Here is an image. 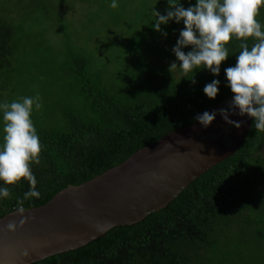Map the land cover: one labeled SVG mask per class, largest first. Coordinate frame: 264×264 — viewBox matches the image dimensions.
<instances>
[{"label": "trees", "instance_id": "1", "mask_svg": "<svg viewBox=\"0 0 264 264\" xmlns=\"http://www.w3.org/2000/svg\"><path fill=\"white\" fill-rule=\"evenodd\" d=\"M260 10L264 13V5ZM27 29L29 32L20 20L0 18V80L13 57H22L26 39L18 40L19 33L37 34V29ZM247 39L251 43V38ZM239 43L230 40V55L238 53ZM169 61L175 62L176 57ZM235 63V55L229 56L221 63L218 76L205 69L183 73L177 68L165 78L160 69L158 76H147L136 88L110 96L85 73L88 59L75 56L70 71L78 77L84 97H93L90 115L71 116L62 130L37 132L41 162L31 168L40 196L25 200V209L44 204L64 187L80 184L163 135L195 123L196 114L233 95L226 87L224 69ZM213 79L220 81L219 91L215 99H209L203 88ZM263 147L264 132H256L252 118L237 150L192 180L164 208L136 223L112 227L84 246L31 264H191L215 247L222 228L249 204L260 202ZM7 187L11 192L0 199V217L16 210L17 199L23 198L29 185L21 179Z\"/></svg>", "mask_w": 264, "mask_h": 264}, {"label": "rangeland", "instance_id": "2", "mask_svg": "<svg viewBox=\"0 0 264 264\" xmlns=\"http://www.w3.org/2000/svg\"><path fill=\"white\" fill-rule=\"evenodd\" d=\"M181 2L185 8L189 6V0ZM109 3L0 0V18L22 21L27 32V28L37 29V34L19 33L18 40L26 39L22 57H13L0 80V102L39 94L42 106L38 110L33 106L30 116L37 132L62 130L71 116L90 115L93 97H84L78 77L70 71L79 54L88 59L85 73L92 84L110 96L136 88L147 76H158L160 69L165 78L176 70L168 66L175 57L172 48L183 23L169 21L161 25V31L153 29L151 9L165 14L166 0H118L116 9ZM256 19L264 24L261 10ZM261 152L264 154V147ZM259 198L260 202L249 204L222 228L214 248L195 257L191 264H264V185Z\"/></svg>", "mask_w": 264, "mask_h": 264}, {"label": "water", "instance_id": "3", "mask_svg": "<svg viewBox=\"0 0 264 264\" xmlns=\"http://www.w3.org/2000/svg\"><path fill=\"white\" fill-rule=\"evenodd\" d=\"M232 95L208 111L227 108ZM217 114L207 128L198 121L179 127L138 149L120 164L77 185H68L46 203L0 217V264H31L84 246L114 226L130 225L164 208L192 180L231 156L252 118ZM220 133V134H219ZM219 134V135H218ZM14 222L15 230L6 225Z\"/></svg>", "mask_w": 264, "mask_h": 264}, {"label": "clouds", "instance_id": "4", "mask_svg": "<svg viewBox=\"0 0 264 264\" xmlns=\"http://www.w3.org/2000/svg\"><path fill=\"white\" fill-rule=\"evenodd\" d=\"M166 3L168 7L163 15L154 7L151 9L153 29L159 32L161 25L169 21L183 23L172 48L176 61L170 64L169 70L178 68L188 73L205 69L218 76L223 61L231 55L236 59L234 66L224 69L226 87L233 94L227 108L198 113L194 120L207 128L219 114L226 124L239 128L240 123L229 116L247 114L253 118L256 132H264V24L256 19L264 0H195V4L189 0L187 8L181 0H166ZM108 6L118 8V0H110ZM247 38H251V43ZM233 39L240 41L239 51L230 55L227 45ZM188 47L190 50L185 52ZM219 85L220 81L213 79L204 86V94L215 99ZM40 101L37 93L11 102H0V199L10 196L7 185L21 179L27 181L28 191L16 202L20 214L25 212V200L40 196L31 165L40 164L42 145L30 118L33 106L37 110L41 108ZM16 226L14 222L6 225L9 231L15 230Z\"/></svg>", "mask_w": 264, "mask_h": 264}, {"label": "bare ground", "instance_id": "5", "mask_svg": "<svg viewBox=\"0 0 264 264\" xmlns=\"http://www.w3.org/2000/svg\"><path fill=\"white\" fill-rule=\"evenodd\" d=\"M54 195H55V194H54ZM54 195H53V196H54ZM53 196H52V197H53ZM52 197H51V198H52ZM51 198H50V199H51ZM50 199H49V200H50ZM49 200H48V201H49ZM45 203H46V202H45ZM114 227H115V226H114Z\"/></svg>", "mask_w": 264, "mask_h": 264}]
</instances>
